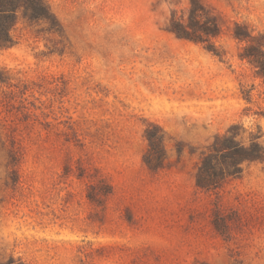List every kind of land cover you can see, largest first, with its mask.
Wrapping results in <instances>:
<instances>
[{
	"label": "rangeland",
	"instance_id": "rangeland-1",
	"mask_svg": "<svg viewBox=\"0 0 264 264\" xmlns=\"http://www.w3.org/2000/svg\"><path fill=\"white\" fill-rule=\"evenodd\" d=\"M32 1L0 14V264H264V160L197 184L217 135L264 147V0H194L203 42L192 0Z\"/></svg>",
	"mask_w": 264,
	"mask_h": 264
},
{
	"label": "trees",
	"instance_id": "trees-1",
	"mask_svg": "<svg viewBox=\"0 0 264 264\" xmlns=\"http://www.w3.org/2000/svg\"><path fill=\"white\" fill-rule=\"evenodd\" d=\"M9 0H0V14L5 13L4 3ZM33 6V1L28 0ZM36 8V7H35ZM190 20L186 24L173 19L169 30L178 38H185L196 42H203L205 37L216 36L218 26L216 21L209 17L204 9L194 0L191 1ZM233 37L238 40H249L251 38L247 30L239 25H235ZM7 37H0V46H6ZM257 55L253 57L252 62L257 65L261 72L264 73V56L263 50L258 47ZM150 145L159 147L156 141V135H148ZM235 134L217 135L210 144L207 152L201 157L199 168L198 186L208 188L218 184L219 179L225 175H234L239 171V163L243 161L256 162L264 160V147L257 141V137L252 135L250 143L245 145L236 139ZM222 157V161L219 158Z\"/></svg>",
	"mask_w": 264,
	"mask_h": 264
}]
</instances>
